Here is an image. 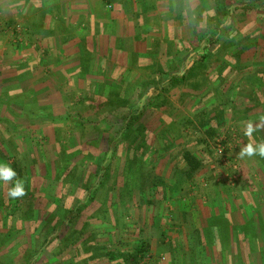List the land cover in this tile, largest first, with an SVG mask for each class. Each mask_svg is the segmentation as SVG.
Instances as JSON below:
<instances>
[{
    "label": "crops",
    "instance_id": "obj_1",
    "mask_svg": "<svg viewBox=\"0 0 264 264\" xmlns=\"http://www.w3.org/2000/svg\"><path fill=\"white\" fill-rule=\"evenodd\" d=\"M0 26V164L17 173L27 193L13 199L8 190L15 180H0V264H22L26 253L28 264H73L77 246L82 257L93 256L89 264H108L101 249H118L130 237L126 227L108 229L100 209L110 201L116 208L128 203L123 166L104 173L91 190L85 173L73 180L70 172L75 163L93 172L91 160L107 156V146L90 142L100 137V122H90L88 112H104L107 97L121 94L130 79L137 84L150 66L154 72L145 78L165 82L194 66L192 77L210 80L215 93L209 95L224 103L219 130L230 127L240 138L238 183L226 203L235 227L226 232L225 264H264L256 242H264V157L238 155L250 142L246 122L259 123L264 115V0H0ZM15 26L20 30L11 35L7 28ZM169 60L174 67L166 71ZM251 139L264 140V130ZM151 152L144 154L147 164ZM102 166L94 170L103 174ZM109 174L113 182L104 186ZM145 205L137 193L133 214L121 218L113 211L110 220L135 223ZM93 244L94 251H86L84 245Z\"/></svg>",
    "mask_w": 264,
    "mask_h": 264
},
{
    "label": "rangeland",
    "instance_id": "obj_2",
    "mask_svg": "<svg viewBox=\"0 0 264 264\" xmlns=\"http://www.w3.org/2000/svg\"><path fill=\"white\" fill-rule=\"evenodd\" d=\"M0 27L2 28V26ZM226 49H228V47L223 48V50ZM202 66L206 67V64L203 63ZM173 67L174 62L169 60L168 64L165 66V70L170 71ZM150 72H154V68H151V66L143 69L140 73L142 74L141 77L136 79L138 81L137 84L135 83V80H128L129 86L132 87L131 89H134L136 85H138V89L141 88L139 86H142V83L146 85L145 88L148 87V90L153 88L151 85H154L156 88L157 85L151 83L153 79L145 78L146 73ZM191 80L193 81L192 84L185 82L179 86H164L165 92L158 100L153 101V105L156 106L154 108L152 107V111H155V115L153 116L154 121L151 123V127L156 125L157 128H159L161 125L172 120L171 118H173L175 125L179 126L188 123V119L193 120V125L184 130L185 135H183V138L181 137L182 145L179 147L183 148L184 146H187L191 148L197 158L204 162L202 167L191 173V177L186 178V174L180 173L179 170L183 163L166 164V169L163 170L162 168L165 172L162 173L163 171L161 170V173H159L165 178V180L169 181V184L171 183L169 185V195L166 198L163 196V189H165V187L162 184L156 191L149 184L144 185L142 189L136 187L137 185L134 176L129 174V179L127 178L129 170L126 169V163L123 164L125 157H123L124 155L122 156V154L117 155V159L114 163V165L116 164L115 169L113 170L112 167L110 172L114 173L115 170L118 171L120 169L119 167L123 166L124 174L122 175L125 180L123 181L124 187L122 190L128 195V203L125 205L122 203V206H117L116 208L112 205V201H110L108 205L103 208L101 207L100 209L102 212H105L103 215H105L109 221L107 224L112 225V227L108 226V229L112 228L116 231V229L123 228V230H127L125 231V234L130 235V237L122 239L118 249L123 251L133 249V246H135V244L141 239H145L151 243L153 255L145 256V258L139 260L138 264L226 263V253L228 251L226 245L228 241L226 232H229V230L231 231L232 228L235 227L228 222V209L226 210V203L230 201V193L236 188V184L238 183L235 175L238 174V163L236 162V159L238 158L237 152L240 146L238 140H240V138L230 127L220 129L218 134H220L219 138H222L223 150L221 153L218 150L216 152L214 149V146H216V143L214 142L216 135L209 136L204 129H201L199 117L205 116V119L212 117L210 123H216L218 120L215 117L222 114L220 109L225 108L224 103H221L219 100L215 103L214 101L217 99L209 95L210 91L215 93L214 89L210 88V80L204 78L200 79L199 77H191ZM129 86L124 87L123 90H121V94H117V96L122 95L123 97L124 95L127 103H134L136 96H134V92ZM189 86L190 90H196V92H198L197 96L193 93H185V89ZM107 99L110 101H108L109 107L104 110V112L90 110L88 115H86L88 120L94 122L95 125L100 122L97 128L98 133L96 132V135L99 134L100 137L98 138L97 135L93 142L90 141L92 145L100 148L101 145L103 148L107 145L108 137L115 135V131L118 127L112 114L110 115L108 112L112 107H115V109L117 108L115 111L119 112L124 108L122 102L115 100L112 103L110 97H107ZM160 103L161 106H159ZM123 104L125 105L126 103L123 101ZM207 106L210 110L204 109V107ZM169 111H172V114H176V116L170 117L168 115H163V113H169ZM202 112L205 114H201ZM98 119H100V121ZM194 126L197 127L195 128ZM158 130L159 129L156 131ZM93 131L94 130L91 128V134H93ZM102 135H104L106 139L103 142L101 140ZM202 137L207 140V143L203 142ZM165 145L167 146L164 142L157 143L155 147L156 151H153L149 156L151 160L150 164L155 165L157 158L155 152L164 150ZM151 149H149V151H151ZM91 152H94L93 149H91ZM89 154L93 155L92 153ZM93 162L94 164L91 163V165H93L91 171L93 172H84L80 166H78V163H75L74 169L70 172V178L73 180L79 178V176L85 173L83 176L84 183L90 187V190L97 183H100L101 185L104 181L103 175H100L101 172L97 173L98 168L97 170H94V168L97 165L102 166L105 160ZM64 166L65 165L63 164L61 169ZM146 168L150 177H154L152 175L156 173L158 174L157 171H160L159 164H156L155 167L149 166ZM168 168L169 171L167 173ZM136 175L138 176L137 173ZM183 175L185 176V182L180 178ZM109 181H111V183L113 182L110 174L105 180L107 183H104V186L108 185ZM127 182L130 185H128ZM130 188L132 189V192H129ZM135 188L140 192L135 190ZM101 193H107V191L100 188V194ZM137 193L140 194L142 202H146V200L148 201L149 207L147 208L146 205L139 207L138 212L136 211L138 219L135 223H132L131 221L129 225L128 223H122L124 225H121L117 222H112L110 219L113 211L118 216H122L121 218H123L124 214H130V211L133 214L132 211H134V207L131 206V200H133V197H135ZM166 203L169 205L167 206ZM114 224L119 225L118 227H115ZM131 224L132 226H130ZM251 239L252 238H250L248 242H251ZM68 240L70 243L71 239ZM256 242L260 247L257 252H259L260 256L262 255V258H264V242L260 243L257 240ZM220 246L221 248L218 249ZM253 249H255L254 246L251 248V254L257 253L252 252ZM30 260V255L26 253L22 257V264H28V261L30 262ZM125 264H128V262Z\"/></svg>",
    "mask_w": 264,
    "mask_h": 264
},
{
    "label": "trees",
    "instance_id": "obj_3",
    "mask_svg": "<svg viewBox=\"0 0 264 264\" xmlns=\"http://www.w3.org/2000/svg\"><path fill=\"white\" fill-rule=\"evenodd\" d=\"M191 69L192 70H189V72H187V74L183 75L182 77H178L177 75L171 77L168 82L163 80L156 81L153 79L151 83H154L157 85V87H154L148 91H146V85L142 83V86H139L141 88H139L137 93L134 94V96H136L134 103H127L124 95L123 97L122 95L117 96V94H111L108 96L110 97L112 103L115 100L122 102L124 108L119 112L115 111L117 108L115 109V107H112L108 112L110 115L112 114L115 123L118 124V127L115 131V135L108 137V143L106 145L108 152L106 158L104 159L105 163L102 166L104 172L100 175H105L104 173L106 172L109 173L112 165H114L117 159L115 156L117 155L119 149L122 148L125 156L124 164L126 163V169L129 170L128 177H126L129 179L130 168L132 167L133 172L135 171L134 179L136 180V187L142 189L144 185L149 184L156 191L157 188H159L162 184L165 187V189H163V196L166 198L168 196L170 188L169 185L171 183L169 184V181L165 180V178L159 174L161 173V167H164L168 163H183L184 165L182 164L179 170L180 173L186 174V178L191 177V173L202 167L204 162L197 158L191 148L187 146H182L183 148L179 147L182 145L181 137L183 138V135H185L184 130L193 125V120L188 119V123L179 126L175 125L173 118H171L172 120L168 121L167 123L163 125L160 124L161 126L159 125V128H157L156 125L151 127V123L154 121L153 116L155 115V111H152V109L156 106L153 105V101L158 100L159 97L164 93L165 88L163 87L166 85L175 86L181 85L185 82L192 84L193 81L191 80V77L195 67L193 66ZM123 101L126 103L125 105L123 104ZM159 106H161V103ZM201 114L205 113L202 112ZM163 115H168L170 117L176 116V114H172V111H169V113L165 112ZM211 118L212 117H208L205 119V116L199 117L201 129H204V131L209 136H219V128L223 124V117L222 115H217L215 117L218 120V124L210 123ZM194 127L196 128L197 126ZM157 129L159 130L156 131ZM202 139L203 142L207 143V140L204 137H202ZM158 142H164L167 144V146L165 145L164 150L155 152L157 154L155 165L159 164L160 171H157L158 174L156 173L152 175L154 177H150V174L148 171H146V167H155V165L150 164V162L147 164L144 159V154H146L147 151L149 152L151 147L152 152L156 151L155 147ZM127 184L130 185L128 182ZM86 205L87 204L84 203L81 208L78 206L75 207L71 214L74 216L77 215ZM53 229L58 228L55 227ZM47 244L48 242L45 243V246ZM84 246L86 247V251H94V244L90 246ZM103 249L105 250L103 255L105 258H107L108 264H125L127 262L128 264H138L139 260L145 258V256L153 255L151 243L145 239H141L137 244H135V246H133V249L123 251L120 249L111 248L109 245L102 248L101 250ZM81 257V249L77 246L75 254L72 255L73 264H89V261L92 260L93 256H86L88 259L85 256L82 258Z\"/></svg>",
    "mask_w": 264,
    "mask_h": 264
},
{
    "label": "clouds",
    "instance_id": "obj_4",
    "mask_svg": "<svg viewBox=\"0 0 264 264\" xmlns=\"http://www.w3.org/2000/svg\"><path fill=\"white\" fill-rule=\"evenodd\" d=\"M259 130H264V115L259 118V123H254L251 120L246 122L244 135L249 138L250 142L244 144L243 147L240 148L238 153L240 158L253 157L255 155L264 157V140L256 143L251 139L253 133ZM16 177L17 173L9 165L0 164V180L4 181L6 184L15 180L14 186L8 190V196L13 199L21 198L27 194L24 181Z\"/></svg>",
    "mask_w": 264,
    "mask_h": 264
},
{
    "label": "built area",
    "instance_id": "obj_5",
    "mask_svg": "<svg viewBox=\"0 0 264 264\" xmlns=\"http://www.w3.org/2000/svg\"><path fill=\"white\" fill-rule=\"evenodd\" d=\"M110 5L111 4L109 3V6ZM19 30H20V26H15V27L7 28V31L9 33H11V35H14V34L18 33ZM219 137H220V135L217 136V137L215 136V138H214V142L216 143V146H214V149L216 150V152L218 150L221 153L222 150H223V148H222V140H221L222 138L220 139Z\"/></svg>",
    "mask_w": 264,
    "mask_h": 264
}]
</instances>
